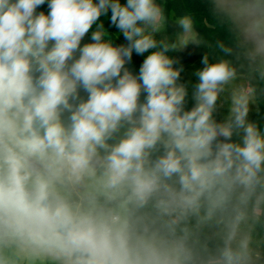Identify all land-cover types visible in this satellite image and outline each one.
Instances as JSON below:
<instances>
[{
    "label": "clouds",
    "instance_id": "9594fccd",
    "mask_svg": "<svg viewBox=\"0 0 264 264\" xmlns=\"http://www.w3.org/2000/svg\"><path fill=\"white\" fill-rule=\"evenodd\" d=\"M109 12L126 44L100 21ZM164 22L156 0H0V240L62 264H170L132 213L191 205L233 171L255 177L264 135L247 119L249 97L234 95L215 121L234 72L205 56L186 110L174 45L154 38ZM177 23L192 31L190 17ZM133 53H149L138 73Z\"/></svg>",
    "mask_w": 264,
    "mask_h": 264
},
{
    "label": "trees",
    "instance_id": "16d2710c",
    "mask_svg": "<svg viewBox=\"0 0 264 264\" xmlns=\"http://www.w3.org/2000/svg\"><path fill=\"white\" fill-rule=\"evenodd\" d=\"M156 3L165 16L163 27L154 33L157 41L174 45L175 35L182 30L177 19L187 16L192 20L194 35L182 47L174 45L166 53L174 60L173 66L181 69L178 84L187 91L185 109L190 110L195 104L193 93L198 83L197 72L204 67L203 58L207 56L209 64L226 62L234 76L243 77L255 103L250 122L264 135V29L261 28L264 0H156ZM38 11L47 13V5ZM109 17L110 12L100 18L105 30L113 38L119 36L114 39L115 44H126ZM95 30L94 25L82 44L90 42ZM148 54L133 53L127 67L138 73ZM221 93L213 112L217 122H221ZM232 140L236 142L235 136ZM161 154L162 150L153 153L149 163ZM167 183L176 192L181 190L178 177ZM132 219L140 233L161 235L163 243H175L181 259L170 264L264 263V165L248 183L236 179L233 171L215 179L191 205L177 201L167 213H161L152 201L134 211ZM45 264L62 261L45 254Z\"/></svg>",
    "mask_w": 264,
    "mask_h": 264
},
{
    "label": "rangeland",
    "instance_id": "374dc122",
    "mask_svg": "<svg viewBox=\"0 0 264 264\" xmlns=\"http://www.w3.org/2000/svg\"><path fill=\"white\" fill-rule=\"evenodd\" d=\"M178 18L177 20H179ZM261 28L264 29V23L261 24ZM194 29L189 33H183L181 30L174 37V45L178 48L182 47L186 40L193 36ZM245 94L249 97V114L248 121L250 122L251 114L254 110V99L246 86V83L242 76L235 75L226 85L223 86V90L219 99L220 120L225 121L229 114L232 100L234 95ZM236 142H240V135H234ZM154 238L158 247L169 261H179L181 254L173 242L163 243V237L161 235H147ZM0 264H28L26 259V248H22L18 241L4 238L0 240ZM32 264H45V254L36 255Z\"/></svg>",
    "mask_w": 264,
    "mask_h": 264
},
{
    "label": "water",
    "instance_id": "95a60500",
    "mask_svg": "<svg viewBox=\"0 0 264 264\" xmlns=\"http://www.w3.org/2000/svg\"><path fill=\"white\" fill-rule=\"evenodd\" d=\"M36 255H32L28 249H26V259L28 264H32ZM256 264H264V263H256Z\"/></svg>",
    "mask_w": 264,
    "mask_h": 264
}]
</instances>
